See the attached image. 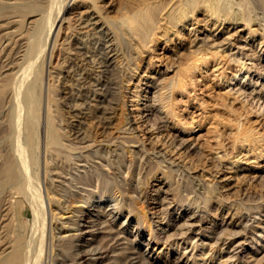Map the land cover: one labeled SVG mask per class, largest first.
I'll return each instance as SVG.
<instances>
[{
  "label": "rangeland",
  "instance_id": "374dc122",
  "mask_svg": "<svg viewBox=\"0 0 264 264\" xmlns=\"http://www.w3.org/2000/svg\"><path fill=\"white\" fill-rule=\"evenodd\" d=\"M77 1L69 0L68 5H74ZM177 1L168 0V2H171V4L168 3L167 6L163 9V11L159 13L161 17L158 16V21L160 22L158 23L157 21L158 24L156 23V26H158V28H156L155 26V34L153 33V37L152 34L150 36V38H154L153 42L150 39V41H147L146 44H148V47L145 45L144 50L142 51L143 55L142 59L140 60V67L137 70V73H135V76L132 77L131 81H126L127 83L125 87V95L127 103L125 105V115L128 116L127 118L129 123H127L124 128H120L118 117H114L113 122L111 123L108 129V131L110 130L109 132H111L110 136L113 137L115 141H113L110 145L112 153H109V158H112L109 159V165L107 164V167L106 165L104 166V172L108 175V177L110 176L109 179L112 182V184L111 182H109L108 185L112 188L110 190L111 193L108 191L106 197L110 198V200L115 203L120 196V201L122 197V195L120 194V186H127L125 188H127V191L131 193V197L133 196L132 198L134 200V203L135 205L137 204L136 207L139 208L140 211L143 208V211L145 210V217H141L140 231L142 232V234H138L139 228L136 226L135 220L133 221V219L136 218V214L133 212L132 214L130 213L128 217H126L129 211L125 210L116 219H114L113 222L116 229H124V231L120 234L121 239L119 241L110 238L102 239L103 231L101 230L103 229L100 228L96 231L97 234L95 235V237L94 235L89 234L88 232H84L82 233V235L75 238V236L73 235L77 233L79 234V232L83 230V227L85 226L84 224H87L86 220H89V215L92 213L93 210V205L91 203L95 199V197H91L88 199L89 202L86 203L84 202V200H80L81 197H85V194H89L86 190L83 191L84 189H80V186H83L84 184L86 186L89 185L87 187L84 185V187L88 188V190H90V194H94V196H96L97 198L101 189L100 176L98 175L97 170H88L87 173L84 172L79 174L78 170L75 171V167L72 166V168L70 167L66 171L62 172V176H60V178H57L51 171H49L48 173L46 172L47 162L49 166V164H54L56 160L50 155V153L48 154V152L44 150V147H42L39 157V179L40 188L42 187L41 190L44 194L47 206V225L45 232L46 235L44 239L45 248H43L44 253L42 256L43 261L41 262V264H51V261L54 256V259L56 257H63V255L65 256L68 242L65 243L62 238H59L58 234L66 237H74L77 243H81L83 241V236L86 238L88 237L94 243H97V241L102 240L104 244H107V247L104 251L98 254L100 255L98 257V264H114L115 261L113 256L116 255L119 251L123 252V254L120 253L121 258H125L123 255L129 253L131 251V248L133 247V244L135 243L136 248L143 251L145 256H149L148 258H151L155 262V264H221V258L219 257V253H217L215 257H212L209 254H202L204 256L203 257L201 255L200 250H198V254L195 258H189V255L191 256L192 252H190L186 257H179L185 248V243H182V245L179 246L176 242L171 241L168 238L167 233H172L173 231H175V228L171 227V223L167 224V218L164 217L163 207L165 205V200L172 201V210L170 213V218L172 220H178L181 218V221H183L189 215L198 216L199 214H201L200 216H198L200 220L199 224L196 225V228L194 230V236L199 234L200 237L202 233L197 232H201L203 228H207V232H210L215 227L219 228V224L222 222L223 224L225 222H232L234 229L240 231L236 238L244 239V242L240 246H238L237 251L240 259H238L236 263H249L256 260H258V263L260 264L264 263V249H262L264 244V236L259 238V241L261 243H257L252 238L255 227L260 224V222L264 223V201L262 202V200H264V108L258 109L256 101L252 97V95L246 96L244 93L241 94L239 91H236L232 88L233 85L229 84L231 77L239 70L240 67L239 62L236 61L234 58L236 45H238L239 43L248 42V46H251L252 48L257 50L256 52L258 55L256 54V56L252 60L248 58L247 61H253L256 65L259 66L260 64L262 65L264 63V7L259 2H257V0H252L251 2L250 0H243L247 2H243V4H246V7L245 5L241 4V0H233L231 2L232 6L234 7L231 8V15L232 17H236L234 19L226 18L222 20V18L225 16H221L222 18L220 17L221 19L219 18L218 20L216 14H210V12H208L207 10L205 11V8L201 6L198 7V9L195 11L193 18L191 17L186 21L179 22L178 25L172 27V30H169L166 35L164 34L166 32V29L164 28H166L167 26V18L165 17V14L167 13L166 11H168L170 7L177 5L175 4L178 3ZM229 1L227 0L226 3H228ZM237 1L238 3L241 2L239 5L240 9L241 6L243 8L250 7V11L249 9H246V14H248V12L252 16H255L257 14L255 20L248 22L243 18L241 13H238L241 12L243 8L239 10V6L236 4L234 5V3H237ZM164 2H167V0ZM231 2L228 4L231 5ZM103 3H105V1L102 2V4ZM106 3H110L112 7L114 6V8L111 9L109 12L110 15H112L111 17H113V19L116 18V23L121 27L123 22L121 15L123 13V10H125V4L138 5L141 3V0H106ZM172 3H174V5ZM116 8L121 9L122 12L120 13L121 10L119 11L118 9L116 11ZM74 10L76 11V7L74 8ZM113 10L116 14L112 13ZM105 14L109 13L105 12ZM40 15L41 14L37 13L28 15L24 23L28 24L29 22V24H24L22 29L27 30V27L33 24V20H35L37 16L40 17ZM118 16L120 17L117 18ZM120 19H122V21H120ZM1 22L2 20H0V23ZM66 23L67 22H65V24ZM12 27L16 30L15 26ZM12 27L8 28V30H11ZM252 27L256 30V33L250 32V28ZM63 31H61V34L59 36V39L61 40L59 41L61 42V44L54 48L52 57L50 58L49 56L46 62L47 82L50 79V71L53 73L56 72L59 63H61L63 60L62 56L64 55V51L62 49V43L65 41V38L63 37H66V34L70 32V30L65 27ZM128 34H130V37ZM123 35V38L126 37L124 39L126 45L129 44V50L128 46H126L127 48L125 47L126 61L124 60V64L128 66L129 63H131L132 65L133 59L136 60V56L138 58L139 55H137L138 53L134 55L136 52L133 46L135 47V45L132 46V44H136L134 43L136 37H132L131 33H127L128 36H126V34L124 33ZM20 36L21 35H19L18 37L16 36V38L20 39ZM157 36L160 37L159 40L156 38ZM204 36L210 37V40L216 42L215 44H218L220 38L221 44H223H219L218 47H213L214 51L213 49L211 51H209V49H206V52L209 51L207 54L205 53L204 49L202 51L201 49H198V47L201 46L203 39L205 38ZM211 37L213 39H211ZM245 39H247L248 41ZM7 43L8 40H5L3 44L7 45ZM216 50L217 53H215ZM129 51L131 54L133 53V56H135L131 60L132 62L128 61L129 58L132 57L130 53V55L127 54V52ZM248 51L252 52L253 50ZM203 52L206 54V56L202 54ZM16 56H19V60H21V54H17L15 55V57ZM204 57H206V59ZM136 62H138V59ZM133 67L134 66L132 65V68ZM125 71L127 72V70ZM250 73H252L255 78L258 77L256 72L254 71V68L250 71ZM158 77H165L164 79L172 77V84H176L174 85V87L172 85V87H170V90H168L167 88L162 89L163 91H169V93L172 94H170L169 100L171 101H167L168 106L166 108H171L172 106L173 109L171 110L169 108L171 111V114H169L168 116L169 126L164 128L157 126L158 123L155 115L152 114L151 116L149 111L145 109L146 104L148 103V93H146V90L152 83L153 79ZM261 81L264 82V77H261L259 83H256L258 90L262 87V85H260ZM9 105L10 104L8 102L6 107L3 109L0 117V164L3 163V160L6 155L2 153H7V150H9V147H7L9 146V143L5 138L7 137L9 132L8 128H6L8 124H5L8 118L7 113H10L9 111L12 110L11 106ZM5 113L7 115H5ZM66 113V116L71 118L72 113ZM24 117L25 116L23 113V122L25 120ZM4 124L6 125V127ZM248 127L251 131L254 132L255 138H252V144L251 142H248L245 145H243L242 143L240 144V142H238V140L236 139L235 135H241ZM18 129L16 128V131L14 132L13 136L15 137L14 143L16 145V151V147H18L17 145H23L22 150L18 152V155L20 156V154L23 155L24 153H26V151L30 149L31 145L29 147L28 142L25 140L27 129L24 127V124H21L20 128ZM25 131V135L24 133L22 134V132ZM238 131H240V133ZM122 133H126L125 139L121 138L123 136ZM120 134H122L121 137H119ZM22 136L26 142L22 139ZM128 136L130 137V140H127ZM179 136H182L185 139L184 145H180L178 143V138H180ZM19 139L22 140V143ZM131 140H133V142H131ZM125 141L128 142L126 143ZM120 144H122L123 146L121 147ZM94 146L95 145H93L92 147ZM254 146L256 149L251 150V148ZM139 149H141V151H139ZM146 150L149 155L146 153L145 157L140 159L141 156H139V154L142 151H144L145 153ZM118 151L122 153V164L120 166H117L116 164H118V162L114 161V159L116 158L115 153H117ZM259 152L262 154L261 156ZM74 153L75 154H73V158H76L79 152L75 151ZM223 154L225 155V158H223ZM238 156H243L240 162L241 164L235 166V164L231 163L230 159H236V157ZM160 158L164 161L161 162V160H159ZM92 160H97V158H92ZM98 160H100V158H98ZM157 161H159L160 163ZM167 164H170L171 166L169 167ZM162 166H165L166 169ZM166 166L170 168V172L172 171L171 173H168V175L172 174L169 175V177L168 175H166L168 170ZM176 167H178V171L176 170L175 173L174 170L177 169ZM134 170L136 171L134 172ZM67 171L71 174H68ZM73 174L76 176H74ZM114 174H116V176ZM184 174L190 175V178L193 180V183H195V187H193L194 189L186 188V183H184L186 182V180H184L182 177ZM51 175L54 177H52V179L50 180ZM74 177H76V179L77 177H79L77 179L79 183L77 182V180H74ZM121 178L122 183L119 180ZM58 179H63L65 183L64 188H66L65 190L59 188L56 185L59 182ZM66 180H68L70 184ZM84 180L86 181V183ZM123 182L126 183L124 184ZM171 183L173 184L171 185ZM198 183L200 184L199 186L196 185ZM135 184H140L138 187L140 191H135L131 189ZM176 184H179L180 186L185 185V188L183 187L184 189L182 190V193L184 192L182 196L177 193V189L179 186ZM207 184H209V186H212L213 190L215 189L214 191H211V193L214 192L213 194L208 193V195L210 194L217 198L212 200V202L205 208L204 198H198V193L196 192H198L199 190L203 191V187L201 186ZM69 185L71 186L69 187ZM8 187H6V190H4L2 194H0V233H2L0 234L1 247H4L1 244L3 243V241L6 240V237L8 239L13 238L15 234L13 231V225H15L16 223H24L26 225V236H30V230L32 232V223L34 220V210L29 201H27L28 199L23 196V193L22 195L21 193H15L16 190L12 191V188L15 189V187ZM75 188L78 190H76ZM9 191L11 192V194ZM72 191L74 192V194H72ZM12 193L14 195H12ZM69 193H71L72 195ZM79 194L82 196H80ZM10 195H12V197ZM15 198L23 199V204H19L17 209L13 210L11 204L9 203V200ZM218 198H221V200H219V203L217 200ZM185 199H187L188 201ZM249 209L250 211L248 213ZM75 219H77V222L81 223L79 227L77 223H75ZM247 219L248 222H246ZM150 222L152 223L151 230L149 227ZM246 223L247 225H245ZM137 229L138 231L136 232ZM5 233H7L8 236ZM226 235L227 233H225V236ZM224 240L220 241L219 248L223 247ZM147 242L150 243L148 244ZM207 245L208 246L206 250L211 247L209 243ZM226 246L227 245L224 246V249H226ZM115 247H118V249L120 250H113L116 249ZM76 250L78 249H72L71 254ZM69 257L70 258H66L65 260L67 264H72L74 262V260L72 259L73 257L72 255H70ZM176 259H178L177 262L174 261ZM124 261L125 259H123V262ZM53 262H55V260Z\"/></svg>",
  "mask_w": 264,
  "mask_h": 264
},
{
  "label": "bare ground",
  "instance_id": "6f19581e",
  "mask_svg": "<svg viewBox=\"0 0 264 264\" xmlns=\"http://www.w3.org/2000/svg\"><path fill=\"white\" fill-rule=\"evenodd\" d=\"M68 1L69 0H13V1L0 0V20H2V22L0 23V117L3 109L6 107L8 102L10 104L9 106H11L12 109V110L10 109L11 110L9 111L10 113H7L8 115L5 113V115H7L8 117L7 122H5V124L8 125L7 127L5 124L4 125L6 128H8L9 131L7 137L5 138L9 143V146L6 145L7 147H9V150H7V153L6 152L2 153L6 155L3 160V163L0 164V194H2V192L6 190L5 188L8 186L15 187V189L12 188V191L16 190L15 193L16 192L21 194L23 193L24 195L23 194L22 195L28 199L25 200L29 201V203L32 205L34 210V220L32 223V232L30 230L31 233L30 236L28 237L26 236V232H25L26 225L24 223H16L15 225H13V231L15 233L13 238L8 239L6 237V240L3 241V243L1 242L2 243L1 245H3L4 247L0 246L1 247L0 264H41V262L43 261L42 256L44 253L43 248H45L44 239L46 235L45 232L47 225V206H46L44 194L41 190L42 187L40 188V179H39V175H40L39 157L42 147H44L45 148L44 150L48 152V154L50 153V155L53 158H55L57 162V163L55 162L54 164H52L53 163L52 162L51 163L52 165L49 164V166L47 162L46 172L48 173L49 171H51L57 178H60V176H62L61 175L62 172L66 171L70 167L72 168V166L75 167V171L78 170L79 174L84 172L87 173L88 170H97L98 175L100 176L101 189L97 198L96 196H94V194L92 193L90 194V190L86 188L89 185L86 186L84 184L86 187H84V185L80 186V189H84L83 191L86 190L87 193H89L87 195L85 194V197H81L80 200H84V202L86 203L89 202L88 199L91 197L93 198L95 197V199L91 203L93 205V210L92 213L89 215L90 216L89 220L88 219L86 220L87 224H84L85 226L83 227V230L79 232V234L77 233L73 235L75 236V238L79 237L84 232H88L89 234H92L95 237V235L97 234L96 231L100 228L103 229L101 230L103 231L102 239L110 238L119 241L121 239L120 234L124 231V229L123 230L116 229L113 222L114 219H116L125 210L129 211L126 217H128L129 214L130 213L132 214L133 212L136 214V218L133 219V221L135 220L136 226L139 228L138 234L139 235L140 233L142 234V232L140 231L141 217L145 215V210L143 211L144 209L143 208L140 211V209L136 207L137 204L135 205L134 200L132 198L133 196L131 197L130 195L131 193H129V191H127V188H125L127 186L126 185L125 187L120 186V190H121L120 194L122 195L120 201H119L120 196L115 203L112 200H110V198L106 197L108 191L110 192L112 188L108 186L109 182L111 181L109 179L110 176L108 177V175L104 172L105 169L104 166L106 165L107 167V164L109 165V159L112 158V157L109 158V153H112L110 145L113 141H115V139L110 136L111 132H109L110 130L108 131V129L111 123L113 122L114 117H118L120 128H124V126H126V124L129 123L127 118L128 116L125 115V105L127 103L126 95H125V87L127 83L126 81H131L132 77L135 76V73H137V70L140 67V60L142 59V55H143L142 51L144 50L145 45L146 46L148 45L146 44L147 41L150 39L153 42L154 38L152 39L150 38V36L152 34L153 37L156 23L159 20L158 16H160L159 13L163 11V9L167 6L168 3L171 4V2H168V0L167 2H164L166 0H141V3L138 5L125 4L124 7L125 10H123L122 15L120 14L123 19L122 26L120 27L115 21L116 18L113 19V17H111L112 15H110L109 12L111 9L114 8V6L112 7L110 3L107 4L106 0H78V1L76 0L77 1L75 3L76 6L74 4L71 5L72 7L68 5ZM104 1L105 3L102 4V2ZM231 1L233 0H230L228 3H230ZM241 1L242 3L241 2L240 3L242 5H245L246 7V4H243V2L245 3L247 2L243 0ZM251 1L252 0H250V2ZM177 2L178 3L174 2L175 4H177L175 6H173L174 3H172L173 7H170L168 11H166L167 12L165 14L166 16L164 15L167 18V26L165 25L166 28H164L166 29L165 30L166 32L164 33L166 35L168 31L172 30L171 29L172 27L177 26L179 22L186 21L191 17L193 18L195 11L198 9V7L201 6L205 8V11L207 10L208 12H210V14H214V15L216 14L218 20L221 16H225L223 18L221 17L222 20L226 18L234 19L236 17L234 15H233L234 17H232L231 8L234 6H232V2L231 5L226 3L227 0L226 1L225 0H179ZM257 2H259L264 7V0H257ZM237 3H234V5L236 4L239 6L240 3L238 4ZM75 7H76V11L74 10ZM242 8L243 7L241 6V9ZM117 9L119 11L121 10L119 8H116L115 10L117 11ZM241 9L239 6V10ZM246 9H249L250 11V7H248V8H243L241 12H238L239 10L237 12L239 14L241 13L243 18L248 22L255 20L257 14L255 16L250 15L249 12L248 14H246L247 13ZM105 12L109 14H105ZM121 12L122 10L120 11V13ZM34 13L41 15L40 17L37 16L38 18L36 17L35 20H33L32 25L30 23L31 26L27 27V30L22 29L23 25L26 24L24 22L26 21L27 16ZM112 13L114 14L115 11L113 10ZM119 17L120 16H118L117 18ZM122 19H120V21H122ZM65 22H67L66 23L67 25L65 24ZM159 22L160 21H158V23ZM12 26H15L16 30L13 29ZM10 27H12L11 30H8V28ZM65 27L69 29L70 32L66 34V37H63L65 38V41L62 43V49L64 51V55L62 56L63 60L61 63H59L56 72H54L55 74L50 71L49 73L50 79L47 82L46 62L49 56L50 58L52 57L54 48L59 44H61L60 42L61 40L59 39V36L61 34V31H63ZM156 28H158V26H156ZM67 31H63V32H67ZM250 32L256 33V30L253 29L252 27L250 28ZM123 33L126 34V36L129 35V37L130 34L127 35V33H131L132 37L133 36L136 37L134 42L136 44H132V43L131 44L132 46L135 45V47L133 46L136 52V53L134 52L135 53L134 55L138 53L137 54L139 55L138 58L136 56V60L133 59L135 57L133 56V53L131 54L130 51L127 52V54L130 53L132 55V57L129 58L130 55L129 54L128 55L129 60L128 59L127 60L129 62H132L131 60L133 59V64H132L134 66L133 68L131 63H129L128 66L124 64V60L126 61V48H127L126 46H128L129 44L126 45V42L124 41L126 37L123 38L124 36ZM19 35H21L20 39L16 38V36L18 37ZM207 37L203 39L202 41L203 44L200 41L201 46H199L198 49H201V51L204 49L205 53L208 54V52L211 51L213 47H218V45L221 44V41L219 38V42L217 41L218 44H215L216 43L215 41L213 42V40H210V37L208 38ZM156 38L159 40L160 37L157 36ZM263 38H264V34H263ZM211 39L213 38L211 37ZM5 40H8L7 45L3 44ZM206 49H209V51L206 52L207 51ZM128 50H129V46H128ZM248 50L251 51L253 50V51L250 52ZM254 50H255L254 48L248 46V42L245 43L241 42L238 45H236L234 58L236 61L239 62L240 67L239 70L231 77L229 84L233 85L232 88L235 89L236 91H239L241 94L244 93L246 96L252 95V97L256 101L258 109H260V108H264V89H263L264 82L263 81L260 82V85H262V87L259 90L257 89L256 83H259L261 77H264V63L262 65L260 64L259 66L256 65L255 62L253 61L252 62L249 60L247 61L248 58L252 60L256 56L257 50L255 51ZM205 53L203 52L202 54L206 56ZM215 53H217V50ZM17 54H21V58H20L21 60H19V56L15 57V55ZM204 58L206 59V57ZM137 59L138 62H136ZM253 68L256 74L258 75L257 78L253 76L252 74L253 72L250 73V71ZM125 70H127V72ZM172 77L166 79H164L165 77L155 78L153 79L149 87L148 88L146 87L147 88L146 93H148L147 96L148 103L146 104L145 109L149 111L151 116L152 114L155 115L158 123L157 126L163 128L169 126L168 116L169 114H171L170 109L173 110L171 105H169L171 106V108L169 107L170 109L166 108L168 106L167 101L170 99L169 97L171 94L169 93L168 90H170V87H172L173 85L172 81L174 77L173 78ZM174 85L176 84L174 83ZM164 88H167L168 90L166 91L168 92L163 91L162 89ZM66 112L72 113V116L70 115L71 118L66 116L67 114ZM23 113L25 116L24 122L22 120ZM21 124H24V127L27 129V134L25 135L26 131L22 132V134L24 133L25 140L28 142L29 147L30 145L31 147L29 150L26 149L27 151L25 150L26 153H24L23 155L19 153L21 156L20 157L18 155V152L22 150L23 145L22 146L21 144L17 145L18 146L16 147L17 151L15 150L16 145L14 143L15 137L13 136V134L16 131V128L17 129L20 128ZM240 131L238 132L240 133ZM252 132L253 131H251L248 127L241 135L237 133L238 135L237 136L235 135V137L238 140V142H240V144L242 143L243 145H245L248 142H251L252 138H255L254 132L253 133ZM122 134L123 136L121 137ZM122 134H120L119 137L125 139L126 138L125 134L124 133ZM23 136L22 139L24 140ZM181 137L178 138L179 139L178 143L180 145H184L185 139ZM128 138L127 140H130L129 136ZM131 142H133V140H131ZM93 145L95 146L92 147ZM120 145L121 147L123 146L122 144ZM252 149H256L255 146L252 147L251 150ZM75 151H78L79 154L77 155L76 158L74 157L75 158L74 159L73 154H75L74 153ZM139 151H141V149H139ZM118 152L117 153L114 152L116 156L114 161L118 162V164H116L117 166L118 165L120 166L122 164V159H121L122 153L121 152L118 153ZM146 153L147 150L145 153L144 151H142L139 154V156H141L140 159L145 157ZM261 155L262 154L260 153V156ZM242 157L238 156L236 157V159H230L231 163L235 164V166H238L239 164H241L240 162L242 160ZM92 158L93 159L97 158V160H92ZM98 158H100V160H98ZM223 158H225V155L223 156ZM159 160H161V158ZM162 161L164 160L162 159L161 162ZM168 166L170 167L171 165L169 164ZM163 168H165V166ZM176 168L177 169L175 170L172 169L175 171V173L176 170L178 171V167ZM135 171L136 170H134V172ZM171 172H170V168H168L167 173L166 172L165 173L166 175H168V173ZM185 174L182 177L184 180H186V182H184L186 183V188L192 189L193 187H195V183H193V180L190 178V175H185ZM52 175L50 177V180L52 179V177H54ZM114 175L116 176V174ZM74 178H73L74 180H77L79 177H77V179L76 177ZM63 179H58L59 182L56 185L59 188L65 190L66 188H64L65 183ZM119 180L121 182L122 178ZM77 182L79 183L78 180ZM123 183L125 184L126 182ZM172 184L173 183H171V185ZM139 185L140 184L138 185L135 184L131 189L135 191L139 190L138 189ZM176 185L179 186L177 189V193L182 196L184 193V192L182 193V190L185 188V185L184 186H180L179 184ZM196 185L199 186L200 184L198 183ZM70 186L71 185H69V187ZM201 187H203V191L199 190L198 192H196L198 193V195L197 194L196 195L198 196V198L200 197L204 198V204L206 208V206H208L212 202V200L216 199L217 197L212 196L210 194L208 195V193H211V191L213 190L212 186H209V184L202 185ZM72 194H74V192ZM12 195L14 194L12 193ZM12 195L10 196L12 197ZM217 200L219 203V200H221V198L220 199L218 198ZM263 201L264 200H262V202ZM9 203L11 204L13 210L14 209L16 210L19 204L20 205L23 204V199L21 198L10 199ZM163 210H164L163 211L164 217L167 218V224L171 223V227L175 228V231H173L172 233L169 234L167 233L169 240L176 242L179 246L182 245V243H185L184 246L185 248L179 257H183V256L186 257L190 252H192L191 256L189 255V258L192 259L196 257V255L198 254L197 253L198 250H200L201 255L209 254L212 257H215L217 253H219V257L221 258V264H239L236 263L237 260L240 259V257L238 256L237 249L238 246H240L244 242V239L236 238V236L240 233V231L234 229L232 222H225L224 224L222 222L219 224V228L215 227L210 232H207L208 230L207 228H203L201 232L200 231L197 232V233H202V235L199 237V234L194 236V230L196 228V225L199 224L200 218H198V216H200L201 214H199L198 216L189 215L183 221H181V218L178 220L176 219L172 220L170 218V213L172 210V201H168V200H165V205L163 207ZM249 211L250 209L248 210V213ZM246 222H248V219ZM75 223H77L78 227L81 224L80 222H77V219H75ZM245 225H247V223ZM149 227L151 230L152 229L151 222L149 223ZM137 231L138 229L136 230V232ZM225 233H227L226 236ZM253 233L254 234L252 238L257 243H261L259 241V238L264 236V223L260 222V224H258L255 227ZM58 236L59 238H62L65 241V243L68 242L67 251L65 253V256L63 255V257L60 255L61 257H56L54 259L55 257L54 256L51 261L52 262L51 264H67L65 259L70 258L69 257L70 255H72L73 257L72 259L74 260L72 264H98V257L100 256L98 254L104 251L107 247V244L106 243L104 244L102 240L99 241L96 240L97 243H94L88 237L86 238L83 236L82 238L83 241L81 243H77L74 237H66L59 234ZM222 240H224L223 242L224 245L223 247L219 248V243ZM147 243L149 244L150 242ZM208 243L211 245V247L208 250H206ZM135 244H133V247L131 248V251L129 253L123 255L125 257L123 258L125 259L124 262L120 256V253L123 254V252L119 251L116 255H114L113 256L115 261L114 264H155V262L151 258H148L149 256L148 257L145 256L143 251L137 249ZM225 245H227L226 249H224ZM212 247L215 249H213ZM72 249H78V250L74 251L71 254ZM262 249H264V244ZM113 250L116 251L120 249H118L117 247L116 249ZM54 260L55 262H53ZM174 261L177 262L178 259ZM258 262L259 261L256 260L249 263H244V262L241 263L260 264Z\"/></svg>",
  "mask_w": 264,
  "mask_h": 264
}]
</instances>
